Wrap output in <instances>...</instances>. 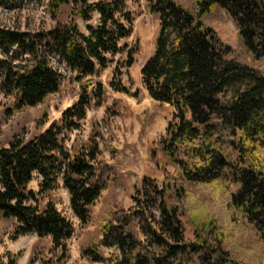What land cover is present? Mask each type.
<instances>
[{"label":"trees","instance_id":"16d2710c","mask_svg":"<svg viewBox=\"0 0 264 264\" xmlns=\"http://www.w3.org/2000/svg\"><path fill=\"white\" fill-rule=\"evenodd\" d=\"M20 1L0 3L13 8ZM146 1L149 12L158 14L159 28L154 51L140 69L141 82L151 98L175 108L159 144L180 168L181 177L166 173L161 185L144 177L132 196L133 205L101 221V236L83 245L81 254L108 264H187L188 255L200 243L186 240L183 214L197 225L212 206H220L232 216L241 214L264 234V70L229 57L232 46L201 18L214 5L223 7L236 24L243 46L259 59L264 56V0H195L196 12L177 0ZM47 2L53 17L63 4L72 3L85 21L98 13L97 23H87L88 32L74 19L37 31L0 24V89L15 96L16 109L37 105L58 91L61 72L51 58L73 69L77 80L96 76L124 50L120 42L132 32L134 17L125 0ZM136 51L137 47L127 48L124 62L115 65L113 89L131 93L123 76L133 66ZM89 87L91 82L82 84L79 99L63 111L60 120L28 139L14 136L0 147V218L15 219V238L27 233L51 236L53 247L60 249L58 259L67 255L74 223L53 200L41 203L40 195L61 180L73 215L85 225L91 218V204L104 188L101 150L94 133L79 148L71 150L65 143L68 132L79 128L86 117L91 102L101 103V82ZM36 173L41 178L38 190L29 185ZM180 178L198 186L207 198L197 197ZM223 181L239 184L227 202L220 201ZM171 190L176 202L167 199ZM132 222L141 237L133 232ZM101 247H115L119 254L105 256ZM213 251L224 259L223 264H242L221 256V248ZM7 256L5 261L0 255V264H16Z\"/></svg>","mask_w":264,"mask_h":264},{"label":"rangeland","instance_id":"374dc122","mask_svg":"<svg viewBox=\"0 0 264 264\" xmlns=\"http://www.w3.org/2000/svg\"><path fill=\"white\" fill-rule=\"evenodd\" d=\"M177 1L196 12L195 0ZM125 2L134 17L132 32L120 42L124 50L112 56L110 65L98 75L77 80L73 69L58 59L51 58L52 65L61 72L60 87L43 102L16 109L15 96L0 89V147L7 146L14 136L28 139L46 129L53 120H60L63 111L79 99L82 84L91 82L93 87L96 82H101L103 89L100 105L92 101L79 128L68 132L65 138L66 145L73 150L85 145L93 132L100 146L99 172L104 188L90 206L89 222L81 225L73 215L68 193L59 180L53 189L44 192L39 198L43 204L47 200H53L74 223L75 231L67 239L66 257L58 259L60 249L53 247L51 236L27 233L15 238V219L0 218V255L5 261L10 254L16 264H108L92 261L81 254L83 245L101 236L100 222L115 218L133 205L132 196L141 186L144 177H151L159 185L163 183L166 173L181 177L180 168L170 160L159 144L166 134L167 123L173 117L175 108L151 98L141 82L140 69L154 51L159 17L158 14L149 12L146 0ZM47 5V0H23L13 8L0 3V24L37 31L74 19L84 32H88L86 24L97 23L98 13H92L91 18L85 21L77 14V6L72 3L63 4L56 17L50 14ZM201 18L216 30L222 41L232 46L234 50L228 54L229 57L264 70V56L253 58L240 41L236 24L223 7L214 5ZM129 47H137L134 64L129 73L123 76L131 93L117 91L110 85L115 77V65L124 62ZM135 91L136 95L133 94ZM153 154L165 169L156 164ZM261 158L264 161V148H261ZM40 179L36 173L30 187L38 190ZM180 180L197 197L207 198V194L198 186L187 180ZM220 186V201L227 202L231 192H235L239 184L223 181ZM175 196V190H171L167 199L176 202ZM181 219L186 240L200 243L198 250L191 251L188 255L187 264H223L224 259H218V253L213 251L215 248L224 250L221 256L236 259L242 264H264V234L241 214L235 213L232 216L222 207L212 206L201 224L195 225L189 214L181 215ZM131 228L136 236H142L136 222L131 223ZM101 253L105 256L119 254L115 247H101Z\"/></svg>","mask_w":264,"mask_h":264},{"label":"crops","instance_id":"0c3cea01","mask_svg":"<svg viewBox=\"0 0 264 264\" xmlns=\"http://www.w3.org/2000/svg\"><path fill=\"white\" fill-rule=\"evenodd\" d=\"M33 234L37 235L36 233H33ZM37 236H38V235H37Z\"/></svg>","mask_w":264,"mask_h":264}]
</instances>
